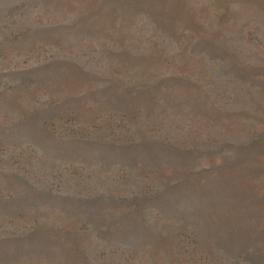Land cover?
Returning a JSON list of instances; mask_svg holds the SVG:
<instances>
[{
  "label": "rangeland",
  "instance_id": "1",
  "mask_svg": "<svg viewBox=\"0 0 264 264\" xmlns=\"http://www.w3.org/2000/svg\"><path fill=\"white\" fill-rule=\"evenodd\" d=\"M0 264H264V0H0Z\"/></svg>",
  "mask_w": 264,
  "mask_h": 264
}]
</instances>
